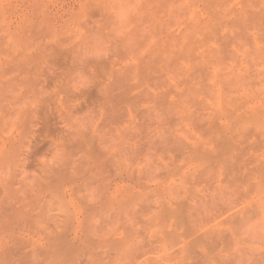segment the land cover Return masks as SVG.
<instances>
[{
    "label": "rangeland",
    "instance_id": "1",
    "mask_svg": "<svg viewBox=\"0 0 264 264\" xmlns=\"http://www.w3.org/2000/svg\"><path fill=\"white\" fill-rule=\"evenodd\" d=\"M142 258L264 264V0H0V264Z\"/></svg>",
    "mask_w": 264,
    "mask_h": 264
},
{
    "label": "bare ground",
    "instance_id": "2",
    "mask_svg": "<svg viewBox=\"0 0 264 264\" xmlns=\"http://www.w3.org/2000/svg\"><path fill=\"white\" fill-rule=\"evenodd\" d=\"M230 204H232V203H230ZM228 206V205H227ZM142 247V246H141ZM141 247H140V249L139 250H142L141 249ZM143 248V247H142ZM144 252V251H143ZM143 252H142V254H143ZM141 253V252H140ZM137 255V254H136ZM144 256V255H143ZM131 258H133V257H131ZM130 258V259H131ZM137 259V258H136ZM138 259H139V257H138ZM137 259V260H138ZM153 261V260H152ZM135 262H136V260H135ZM241 263V261L240 262H238V264H240ZM139 264H153V262H151V259H148V258H142L140 261H139Z\"/></svg>",
    "mask_w": 264,
    "mask_h": 264
}]
</instances>
